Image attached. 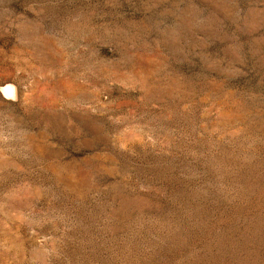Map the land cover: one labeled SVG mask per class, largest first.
<instances>
[{"label": "rangeland", "instance_id": "1", "mask_svg": "<svg viewBox=\"0 0 264 264\" xmlns=\"http://www.w3.org/2000/svg\"><path fill=\"white\" fill-rule=\"evenodd\" d=\"M0 264H264V0H0Z\"/></svg>", "mask_w": 264, "mask_h": 264}, {"label": "bare ground", "instance_id": "2", "mask_svg": "<svg viewBox=\"0 0 264 264\" xmlns=\"http://www.w3.org/2000/svg\"><path fill=\"white\" fill-rule=\"evenodd\" d=\"M2 92L5 94V95H13V87L11 85H7L6 87H4L2 89Z\"/></svg>", "mask_w": 264, "mask_h": 264}]
</instances>
